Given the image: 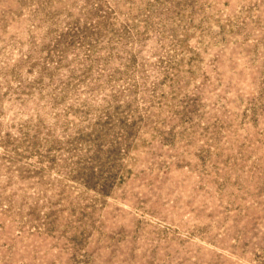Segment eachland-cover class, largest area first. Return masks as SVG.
<instances>
[{
    "label": "rangeland",
    "instance_id": "obj_1",
    "mask_svg": "<svg viewBox=\"0 0 264 264\" xmlns=\"http://www.w3.org/2000/svg\"><path fill=\"white\" fill-rule=\"evenodd\" d=\"M0 264H264V0H0Z\"/></svg>",
    "mask_w": 264,
    "mask_h": 264
}]
</instances>
